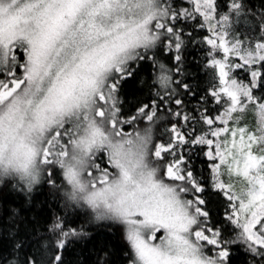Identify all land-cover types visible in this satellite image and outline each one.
<instances>
[{"label":"snow or ice","instance_id":"6c2138e0","mask_svg":"<svg viewBox=\"0 0 264 264\" xmlns=\"http://www.w3.org/2000/svg\"><path fill=\"white\" fill-rule=\"evenodd\" d=\"M0 196V264H264V0H0Z\"/></svg>","mask_w":264,"mask_h":264},{"label":"trees","instance_id":"16d2710c","mask_svg":"<svg viewBox=\"0 0 264 264\" xmlns=\"http://www.w3.org/2000/svg\"><path fill=\"white\" fill-rule=\"evenodd\" d=\"M251 3L256 7H259L260 0H251ZM193 55H195V52H193ZM45 195H37L35 197V200L37 202L43 201L45 199ZM15 200H16V197L14 194L9 195L8 196L9 206H13V202ZM3 207H4V200H3V197L0 196V217L3 216ZM34 210L39 211L38 209H34ZM0 223H3V220H0ZM101 239H103L105 243L109 244L113 249H118L121 245L120 234L118 230H114L112 233L98 232L96 235V241H99ZM2 244H3V240L0 239V246H2ZM91 247H92V243H89L88 248L90 249ZM77 251H79V248L77 249Z\"/></svg>","mask_w":264,"mask_h":264}]
</instances>
